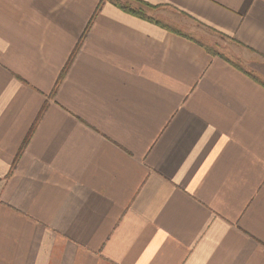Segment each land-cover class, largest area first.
<instances>
[{
    "label": "crops",
    "instance_id": "crops-1",
    "mask_svg": "<svg viewBox=\"0 0 264 264\" xmlns=\"http://www.w3.org/2000/svg\"><path fill=\"white\" fill-rule=\"evenodd\" d=\"M141 1L0 0V264H264V0Z\"/></svg>",
    "mask_w": 264,
    "mask_h": 264
},
{
    "label": "trees",
    "instance_id": "trees-1",
    "mask_svg": "<svg viewBox=\"0 0 264 264\" xmlns=\"http://www.w3.org/2000/svg\"><path fill=\"white\" fill-rule=\"evenodd\" d=\"M105 1L112 2L113 4H115L116 6L120 7L122 10H124L126 12H129L130 14H133V15H136V16H138L140 18L148 19L150 21L162 24L160 21H158V20L154 19L153 17L147 15L146 10L147 9H154L155 6L150 5V4H148V3L144 2V1H141V0H100L98 9L101 7L103 2H105ZM164 27H166L169 30H172V31H174V32H176L178 34H181V35H183V36H185L187 38L193 39V40L197 41L198 43L206 46L208 49L211 50L210 45H208L204 41H200V40L196 39L195 37H193L189 33H186V32H184V31H182V30H180V29H178L176 27L168 26V25H165V24H164Z\"/></svg>",
    "mask_w": 264,
    "mask_h": 264
},
{
    "label": "rangeland",
    "instance_id": "rangeland-1",
    "mask_svg": "<svg viewBox=\"0 0 264 264\" xmlns=\"http://www.w3.org/2000/svg\"><path fill=\"white\" fill-rule=\"evenodd\" d=\"M150 11L151 13L154 11L153 9H147L146 12ZM179 28V27H176ZM191 35H195L208 45H210L211 48L221 50L223 52H226L230 55L231 49L228 44H226V40H224L221 36L217 35L213 31H211L209 28L203 27L201 25H195L192 24L190 26H184L182 27Z\"/></svg>",
    "mask_w": 264,
    "mask_h": 264
}]
</instances>
